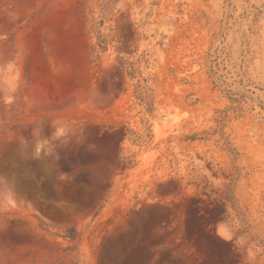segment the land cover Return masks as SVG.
<instances>
[{
	"label": "rangeland",
	"instance_id": "1",
	"mask_svg": "<svg viewBox=\"0 0 264 264\" xmlns=\"http://www.w3.org/2000/svg\"><path fill=\"white\" fill-rule=\"evenodd\" d=\"M0 264H264V0H0Z\"/></svg>",
	"mask_w": 264,
	"mask_h": 264
},
{
	"label": "trees",
	"instance_id": "2",
	"mask_svg": "<svg viewBox=\"0 0 264 264\" xmlns=\"http://www.w3.org/2000/svg\"><path fill=\"white\" fill-rule=\"evenodd\" d=\"M111 131H112L111 134H108V135H113L114 130H111ZM118 158L119 157L117 156V159ZM59 166H60V170L61 171L70 172V171L73 170L72 165L69 164V163H66L64 161H60ZM84 180L85 179L82 176H79L77 182H85ZM214 210H215V215L220 218L226 212V204L225 203H219V204L217 203V204H215ZM66 238H68L70 240H74L75 239L74 235H72L71 233H68Z\"/></svg>",
	"mask_w": 264,
	"mask_h": 264
}]
</instances>
